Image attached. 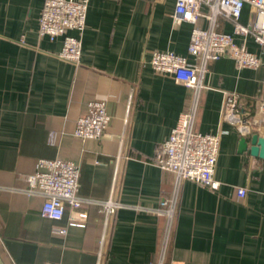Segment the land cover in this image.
Here are the masks:
<instances>
[{
  "label": "crops",
  "instance_id": "crops-1",
  "mask_svg": "<svg viewBox=\"0 0 264 264\" xmlns=\"http://www.w3.org/2000/svg\"><path fill=\"white\" fill-rule=\"evenodd\" d=\"M43 3L0 0V264H154L165 226L154 208L174 182L156 154L193 91L156 72L150 59L154 50H174L196 63L188 53L192 25L174 22L176 0H90L85 29L71 32L83 47L75 64L59 57L62 36H40ZM252 16L247 4L242 23ZM218 29L233 27L220 18ZM248 47L261 51L252 39ZM209 67L196 129L222 130L221 185L184 183L166 264H264V157L251 152L264 126L243 134L221 118L224 90L240 95L242 117L255 115L264 65L239 69L223 57ZM94 99L107 101L111 120L104 136L83 139L74 134L77 120ZM41 158L80 166L85 201L67 205L61 220L43 217V199L25 192ZM236 186L247 189L245 197ZM109 199L121 207L107 221L98 202ZM80 213L86 226H69L70 215Z\"/></svg>",
  "mask_w": 264,
  "mask_h": 264
},
{
  "label": "built area",
  "instance_id": "built-area-1",
  "mask_svg": "<svg viewBox=\"0 0 264 264\" xmlns=\"http://www.w3.org/2000/svg\"><path fill=\"white\" fill-rule=\"evenodd\" d=\"M90 0H44L39 18V34L51 40L62 36L63 45L59 57L80 63L83 53L82 40L71 34L82 33L86 27ZM252 9V20L241 21L246 5ZM220 18L232 24V32L218 29ZM201 19L207 25L201 24ZM173 20L176 24L192 25L189 55L198 61L192 63L188 57L174 50H154L150 59L152 68L159 73L169 74L178 84L192 89V100L187 110L179 115L176 125L157 150L156 162L162 170L174 175L173 187L160 200L154 212L165 218V226L157 259L154 264H166V259L175 226L177 208L182 187L193 181L211 190H218L221 182L216 179V167L221 149L222 130L216 133L196 129L200 98L206 87L205 77L210 72L209 62L223 57L232 58L237 68H259L264 65V0H176ZM252 39L260 53L250 50ZM264 82V79H263ZM221 118L249 133L253 126H264V98L256 100V113L252 118L242 117L244 109L240 95L231 90L223 91ZM111 116L107 101L94 99L88 104L87 114L77 120L74 134L83 139H99L105 135ZM80 166L71 160L41 158L35 171L27 176L29 197L43 199L41 214L53 220H61L67 205L78 208L84 203L79 195ZM236 194L243 198L247 189L236 186ZM99 212L106 220L114 215L121 204L112 199L98 202ZM87 214H71L69 226L84 227ZM54 232L65 234L66 227H56Z\"/></svg>",
  "mask_w": 264,
  "mask_h": 264
},
{
  "label": "water",
  "instance_id": "water-1",
  "mask_svg": "<svg viewBox=\"0 0 264 264\" xmlns=\"http://www.w3.org/2000/svg\"><path fill=\"white\" fill-rule=\"evenodd\" d=\"M240 144L243 149L247 148L248 144L245 137L241 139ZM251 152L253 155L264 157V137L260 136L258 133L254 134L252 137Z\"/></svg>",
  "mask_w": 264,
  "mask_h": 264
}]
</instances>
